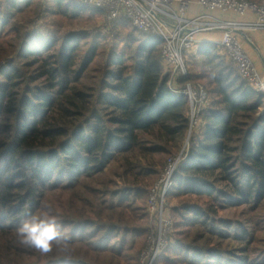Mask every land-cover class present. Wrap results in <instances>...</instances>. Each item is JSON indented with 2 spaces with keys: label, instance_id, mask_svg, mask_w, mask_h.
<instances>
[{
  "label": "trees",
  "instance_id": "16d2710c",
  "mask_svg": "<svg viewBox=\"0 0 264 264\" xmlns=\"http://www.w3.org/2000/svg\"><path fill=\"white\" fill-rule=\"evenodd\" d=\"M51 1L62 16L101 10L76 0ZM16 3L30 5L31 0L6 3L1 26L10 9L19 10ZM115 21L132 26L124 17ZM132 28L140 37L130 33L111 51L93 78L97 85L85 81L99 53L93 46L81 55L80 34L62 41L35 39L27 53H19L24 64L33 67L35 74L29 78L13 61L0 71V115L14 118L11 135L0 141V264H86L80 254L70 253L77 245L122 258L123 244L110 248L105 243L115 232L113 224L103 244L92 242L106 226L99 208L80 198L76 188L118 163L126 176L136 177L130 181L133 188L114 193L118 207L130 201L131 193L143 195L140 183L160 175L189 128L188 99L167 86L162 40ZM12 30L20 38L19 30ZM24 41L25 36L20 43ZM197 54L203 69L197 77L205 81L209 100L200 114V131L190 136L187 158L176 168L166 196L208 199L205 208L187 204L173 209V215H182L175 222L180 234L179 228H196L199 240L219 234L214 223L218 210L249 207L254 212L264 202V96L236 73L216 44H201ZM188 79L183 76L179 82ZM45 208H51L70 239L42 254L20 243L17 228L21 220ZM126 208L118 214L120 223L123 215L129 219ZM126 227L125 234L139 231ZM249 228L245 225L237 234L243 248L224 260L207 247L209 243L198 246L179 238L154 264H252L249 247L256 236Z\"/></svg>",
  "mask_w": 264,
  "mask_h": 264
},
{
  "label": "rangeland",
  "instance_id": "374dc122",
  "mask_svg": "<svg viewBox=\"0 0 264 264\" xmlns=\"http://www.w3.org/2000/svg\"><path fill=\"white\" fill-rule=\"evenodd\" d=\"M10 1L11 0H0V14L4 12L5 6L10 4ZM17 6L19 10L15 11L14 7L10 9V12H12L11 15L4 19L5 24L3 26L0 25V71L7 68L10 62L13 61L21 68L25 78H29L35 73L33 67L29 66L30 64H24L26 59L21 58L19 53H27L28 47L36 40L56 39L62 41L71 34H80L81 55L93 46L97 48V52L99 53V57L96 58V61L91 65L88 72L90 79L85 81L87 84L97 85V80H93V78L98 77V70L105 66V58L111 51L119 49L125 43V39L130 33L140 37V34L135 33L136 31H134L130 24L129 26L122 27V25L116 21L113 22L114 20H109L105 10L83 12L78 16H62L56 13L51 0H31L30 5L16 3L15 8ZM14 28L19 30L20 38L19 35L13 34L12 29ZM24 36V43H20ZM217 47L218 53L223 56L224 60L230 64L238 74L234 64L225 55L221 47L219 45H217ZM193 52L194 49L184 53V61L186 63L185 77L189 78L184 83L179 82L180 77H183L181 74L173 72L163 60L161 61L163 71L168 76L171 87L181 88L188 82L191 84H205L204 80L197 77L203 71L201 67V58L198 56L197 52ZM260 73L264 74L262 72ZM13 121L14 118L11 115H0V141H2L3 138L8 139V136L11 135L9 126ZM196 131H200L199 128H197ZM182 148H189V130L181 143V147L175 154L179 153ZM165 162L167 163L168 160ZM161 173L158 177H155L156 179L154 178L150 182L147 179L140 183V186L144 187L143 190L145 193L137 197L131 193L130 201L122 204L120 207H118V195L114 193L121 192L125 188H133V183L130 181L136 180V177L126 176L119 164L113 163L109 165L103 173L84 179L81 185L76 188L75 193L78 194L80 198L92 201V203L99 208L102 219L101 224L103 227L106 226L105 229L99 231L97 237L92 242L103 244L104 236L106 232H109V228L113 224V226H115V232L105 243H108L110 248H117L123 244L125 251L122 258H118L115 254L106 251L95 252L92 247H90V249H82V247L77 245L70 250L71 255L80 254V256L84 258L86 264H137V259L138 264H140L139 260L141 253L147 247L150 241L149 238L151 236H156L157 221L155 214L150 211L149 196L153 189V185L160 178ZM207 200L205 196L196 195L164 197L163 215L169 218L172 223L170 230L167 232L168 241L166 248L171 244L175 246L179 238L182 240H190L198 246L207 245L205 244L206 242L209 243L207 247H211L218 251L220 260H224L228 258L232 252L240 250L238 248H243V243L237 240V234L242 230L243 226L249 225V232L253 230L256 236V241H253L249 247V260L253 263L264 264V202L260 204L254 212L250 211L249 207L218 210V215L214 223L219 230L217 232L219 234H205L204 239L197 240V237H195V234H199L197 233V229H188V227L186 229L179 228L180 230L183 229V233L180 234L175 227V222L180 220L182 215L178 211L173 215V209H180L187 204L205 208L204 203L207 202ZM126 206L129 207L125 209L129 214V219L126 218V215H123V222L120 223V221H118V214ZM111 207H113V209ZM220 220H223V222H216ZM126 226L136 228L139 230L136 231V233L141 232L140 235L131 232L125 234V230H127ZM92 228L93 227H90L89 230L91 231ZM228 253H230V255ZM58 254H60V252ZM171 262L172 261H168L166 263L162 261L159 264H171ZM177 264L187 263L180 260Z\"/></svg>",
  "mask_w": 264,
  "mask_h": 264
},
{
  "label": "built area",
  "instance_id": "2783aa9c",
  "mask_svg": "<svg viewBox=\"0 0 264 264\" xmlns=\"http://www.w3.org/2000/svg\"><path fill=\"white\" fill-rule=\"evenodd\" d=\"M105 10L109 20L126 18L139 32L162 40V60L175 73L186 75L184 53L193 50L202 33L218 32L219 46L234 64L238 74L257 92L264 96V74H261L245 52L240 33L264 30V0L254 3L248 0H76ZM198 5L204 12L188 16L191 6ZM237 15L252 13L253 21L225 20L212 12ZM168 87L176 94L184 95L189 102V138L201 126V111L207 104L208 93L204 85L186 83L181 88ZM188 154V148L168 159L160 178L153 185L149 196L150 211L157 221L155 237L151 236L141 253L140 264H154L166 248L167 232L172 223L163 215L164 197L172 187L173 174Z\"/></svg>",
  "mask_w": 264,
  "mask_h": 264
},
{
  "label": "clouds",
  "instance_id": "9594fccd",
  "mask_svg": "<svg viewBox=\"0 0 264 264\" xmlns=\"http://www.w3.org/2000/svg\"><path fill=\"white\" fill-rule=\"evenodd\" d=\"M17 235L20 243L42 254L50 252L54 245L66 244L70 239L57 217L52 214L51 208L21 220Z\"/></svg>",
  "mask_w": 264,
  "mask_h": 264
},
{
  "label": "crops",
  "instance_id": "0c3cea01",
  "mask_svg": "<svg viewBox=\"0 0 264 264\" xmlns=\"http://www.w3.org/2000/svg\"><path fill=\"white\" fill-rule=\"evenodd\" d=\"M204 10L198 5H193L188 10V16L193 17ZM213 16L225 20H237V21H253L255 15L252 13H247L245 15H237L233 12L222 13V12H212ZM240 38L242 40L244 49L248 57L251 59L254 66L259 72L264 73V30H250L241 32ZM220 34L218 32L202 33L199 35V43L194 49L193 53L197 52L198 47L203 43H213L219 45Z\"/></svg>",
  "mask_w": 264,
  "mask_h": 264
}]
</instances>
